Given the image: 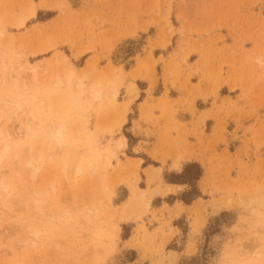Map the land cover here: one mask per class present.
<instances>
[{
  "label": "rangeland",
  "instance_id": "1",
  "mask_svg": "<svg viewBox=\"0 0 264 264\" xmlns=\"http://www.w3.org/2000/svg\"><path fill=\"white\" fill-rule=\"evenodd\" d=\"M205 54L225 57L232 77L244 74L243 105L230 101L220 125L201 183L200 217L182 208L187 214L172 222L169 208L153 207L163 181L144 183L131 160L144 152L133 149L126 129L146 84L150 100L162 84L186 85L199 73L190 61ZM167 94L162 110L170 117ZM11 102L23 111L33 105L44 133L62 127L64 145L50 155L52 137L31 142L32 113L23 119ZM0 125L42 157L36 178H19L29 158L23 150L5 169L13 145L0 163V182L8 185L0 195V264H131L136 255L122 249L136 227L134 245L158 264H264V0H0ZM123 136L129 142L118 148ZM182 141L186 146V133ZM79 162L82 175L67 185L63 167L72 176ZM172 223L183 231L169 247L188 241V250L166 258L165 245L177 234Z\"/></svg>",
  "mask_w": 264,
  "mask_h": 264
},
{
  "label": "crops",
  "instance_id": "2",
  "mask_svg": "<svg viewBox=\"0 0 264 264\" xmlns=\"http://www.w3.org/2000/svg\"><path fill=\"white\" fill-rule=\"evenodd\" d=\"M221 8L231 9L232 7ZM224 58L218 56L214 59L211 54H205L202 58L190 61L193 65L192 70L197 68L199 73L193 75L189 83L177 88H173L170 83L167 88L162 84L156 96V88L153 90V100L146 98L148 91L146 84L141 90L142 100L137 99L131 106V108L135 107V114L130 119V127L126 129V132L130 134L133 149L142 148L144 152L142 156L132 157L131 160L141 161L139 166L144 176V183L149 181V177L144 174L146 171L160 170L156 172L155 177L163 183L159 188L160 193L153 200L157 203L153 207L156 210L169 208L174 214L171 217L172 222L187 214L184 211L179 212L183 210L182 208H193L199 200H202L204 192L201 183L206 177V168L211 163L213 151L211 149L220 135V125L226 121L228 105L230 101L238 102L239 106L243 105L240 101V91L246 86L244 74L232 77L233 71L222 64L221 60ZM233 85H236L235 89ZM166 92H168L167 100L173 111L171 115L169 114L170 117H165L167 112L162 110L163 99H165L163 96ZM154 106L158 108L153 109ZM151 113L155 119H152ZM172 123L178 128L177 131L173 130ZM197 126L200 127V131L197 130ZM184 133L187 135L186 146L182 141ZM123 137L126 138V136ZM229 138L230 134L226 135L227 142H230ZM189 165H197L202 170L200 179L192 183H187V179L183 176L185 168ZM165 177L169 180L166 181ZM191 187L199 193V196L194 199L186 195L192 189ZM166 199H170V202H165ZM137 229V227L133 228L132 236L123 242L122 250L136 255L132 258L131 264H158L159 259L146 256L143 248L134 245L133 238ZM175 229L177 234L164 248L166 258L173 257L175 253L179 257L185 256L188 250V241H183L185 245L178 250L175 246L169 247L170 244L175 245L176 239L180 238L183 231V228L172 223L171 230L175 231ZM165 264H169V261Z\"/></svg>",
  "mask_w": 264,
  "mask_h": 264
},
{
  "label": "bare ground",
  "instance_id": "3",
  "mask_svg": "<svg viewBox=\"0 0 264 264\" xmlns=\"http://www.w3.org/2000/svg\"><path fill=\"white\" fill-rule=\"evenodd\" d=\"M36 14H37L36 10H33L31 12L30 16L34 17ZM25 18H27V17H25ZM19 24L21 26V25H23V22L18 23L17 25H19ZM66 71L71 76H72V73H74V70H73L72 67H67ZM118 94H119V88L114 86L113 89H112V92H111V97L113 98V100L117 99ZM94 95H95L96 98H100V96H101L100 92H94ZM133 98H134V91L132 90V95H131V101L130 102L134 101ZM12 104H13V106L15 105V107H17V112H14V114L20 115L22 118L24 117L23 116L24 115L23 112L31 111L32 114H30V116H28L29 119L26 122V131L29 134V136L31 137V142L33 141L34 143H36L37 141H40L42 139V137H44V136L52 137V140H50L49 144L46 145L47 146V152L50 155H52V153H53V152L51 153L52 149L58 148L59 146L64 145L65 137H64V135L62 133V130H63L62 127L55 128V126H52L48 133H46V132L44 133L43 128L40 127L39 122L36 120L37 117L34 116V114L32 112V110H34V109H32L33 105H30V109H28L27 106H26V108H24V111H23L22 104L20 102H11V105ZM126 110H128V108H126ZM19 111H21V113ZM124 122H126V113H123L122 123H124ZM52 143H54L55 146H52ZM12 145L15 146V149H16V150L14 149L15 152L13 151L15 153V156L13 157L11 163L5 165V169L9 170V169H11L12 166H14L16 158L19 159L18 156H17L18 153H20L23 150V151L26 152V156H29V158L25 161L24 165L21 166V170L18 173L19 174V178L22 179V178H24L26 176L27 177L30 176L31 178H36L37 174L39 173V171L41 169V166H42L40 164L41 160H42V157L39 156V153H37L36 151L33 152V156H32V151L35 148V144L30 143L29 146L27 147V149L26 148L25 149L21 148V146H19L20 144L15 142V139L13 137L12 132H10V128L9 127L7 128L6 126L5 127H1V125H0V163L3 162L4 159L10 157V154H11L12 149H13ZM126 146H127V141H126V138L123 137L119 141L117 147L118 148H125ZM93 150H94L93 152H94V155H95V153L97 152V148H95ZM112 155H113V153H108V155L106 157L108 165H110ZM34 157H36V158H34ZM98 159H100L99 155H98ZM91 163L93 164V161L89 162L90 165H91ZM139 163H141V161H137V167H138ZM90 169H91L93 174H95V173L97 174V172H101V168L96 167V166H92V167H90ZM62 170H63V172H65V182H66V184L67 185H69V184L71 185V184L75 183L77 181L78 177H80L82 175V173H83L82 162H79L77 164V166L72 170V176H70L71 172H67L68 168L66 166H64ZM159 171L160 170H157V169H152L151 171H149V170L147 171V176L149 177L150 183L154 182L157 179V177H155V174H156V172H159ZM102 174H103V172H102ZM202 186H204V185H202ZM2 189L4 191H7L8 190V185H4V183L0 182V195L2 194V192H1ZM134 193H136V194L138 193V195H140L142 197L144 192L138 186H135ZM200 206H201V204L197 202L195 204V206L192 208V210H190L189 214L192 212L193 216H197V218H199L200 217L199 212H200V209H201ZM199 224H198L199 226H197L198 227L197 228L198 232L204 227V219H202V223L200 221ZM199 227H201V228H199ZM261 256L263 258L262 254H261Z\"/></svg>",
  "mask_w": 264,
  "mask_h": 264
},
{
  "label": "trees",
  "instance_id": "4",
  "mask_svg": "<svg viewBox=\"0 0 264 264\" xmlns=\"http://www.w3.org/2000/svg\"><path fill=\"white\" fill-rule=\"evenodd\" d=\"M202 175V170L197 165H189L185 168L183 172V176L185 179H187V183H192L194 181H197L200 179ZM165 180L168 181L169 179L165 177ZM192 186V185H191ZM192 189L186 194L190 197V199H194L196 196H199V193L197 190L194 189V187H191ZM186 201V200H185Z\"/></svg>",
  "mask_w": 264,
  "mask_h": 264
}]
</instances>
